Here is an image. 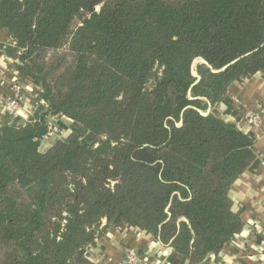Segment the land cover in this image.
<instances>
[{
    "label": "trees",
    "instance_id": "16d2710c",
    "mask_svg": "<svg viewBox=\"0 0 264 264\" xmlns=\"http://www.w3.org/2000/svg\"><path fill=\"white\" fill-rule=\"evenodd\" d=\"M0 28L37 85L27 120L0 122V264H94L107 226L149 234L167 264L216 263L255 144L212 109L264 78V0H0ZM62 116L78 127L41 153Z\"/></svg>",
    "mask_w": 264,
    "mask_h": 264
},
{
    "label": "crops",
    "instance_id": "0c3cea01",
    "mask_svg": "<svg viewBox=\"0 0 264 264\" xmlns=\"http://www.w3.org/2000/svg\"><path fill=\"white\" fill-rule=\"evenodd\" d=\"M11 34L0 28V55L5 54L4 42ZM11 46V45H9ZM7 56V55H6ZM14 60H5L6 68H0V100L9 97L15 79L21 84V109L32 111L35 107L34 95L37 85L31 79L21 78L14 70ZM31 91H28V88ZM29 108H25V105ZM218 117L229 121L237 120V124L253 140L255 158L250 166L237 177L242 181L230 187L229 194L235 208H241L242 229L222 248L219 260L214 264H264V78L256 74L247 79L243 86L233 85L221 103L212 109ZM255 117V122H249ZM13 117L0 110V122H11ZM53 124L61 133L74 131L78 124L67 118L59 117ZM48 145L47 140L41 145ZM243 199L239 194L248 193ZM235 195V199L233 198ZM251 221V223H250ZM105 221H102V225ZM156 240L147 233H139L135 229L121 230L115 226H107L102 236L88 245L87 255L94 264H126L125 254L128 249L135 250L139 256V264H167L163 247H156ZM155 246V247H153ZM156 250L159 252L156 254Z\"/></svg>",
    "mask_w": 264,
    "mask_h": 264
},
{
    "label": "built area",
    "instance_id": "2783aa9c",
    "mask_svg": "<svg viewBox=\"0 0 264 264\" xmlns=\"http://www.w3.org/2000/svg\"><path fill=\"white\" fill-rule=\"evenodd\" d=\"M22 88L19 82H14L12 86V92L9 97L0 100V110L4 114H8L11 117H15L18 115L22 106ZM256 118L251 117L249 122H255ZM58 128L55 124L50 125L49 131L47 135L42 139H46L50 136L54 131ZM125 262L126 264H139V256L135 250L128 249L125 254Z\"/></svg>",
    "mask_w": 264,
    "mask_h": 264
},
{
    "label": "clouds",
    "instance_id": "9594fccd",
    "mask_svg": "<svg viewBox=\"0 0 264 264\" xmlns=\"http://www.w3.org/2000/svg\"><path fill=\"white\" fill-rule=\"evenodd\" d=\"M95 10H96V12H99V11H100V6H97ZM81 26H82V25H81ZM173 39H176V37H173ZM9 45H11L12 47H15V46H16V41H14V40H12L11 38H9L8 41L4 42V46H5V48H7ZM0 51H2V50H0ZM6 59L9 60V62H11V58H10V57H8V56H6V55H0V68H6V67H7V65L5 64V60H6ZM261 75H262V73H261L260 71H257V72H256V76H257V77H260ZM28 91H31V88H30V87L28 88ZM40 103L43 105V104L46 103V101L42 99V100L40 101ZM25 108H29V106L26 104V105H25ZM18 115L21 116V117H24L25 120L28 119V118L25 116V113H24L23 111L19 112ZM231 119H232V117H228V120H226L225 122L227 123V122H228L229 120H231ZM0 127H2V125H0ZM25 127H26V125H25ZM68 134H71V130H69V133H68ZM47 147H49V145H42V146L38 149V151H40L41 153H43L44 150H45V148H47ZM260 179H264V177H260ZM241 183H242V181H241L240 179H237V180L235 181V184H237V185H239V184H241ZM245 195H254V193H252L251 190H249L248 193H241V194H239V198H240V199H243ZM233 198H234V199L236 198L235 195H233ZM233 211H235V209H233ZM250 223H251V221H250ZM171 251H172V249H169L168 252H164V253H162V254H163V255H168ZM158 264H159V262H158Z\"/></svg>",
    "mask_w": 264,
    "mask_h": 264
},
{
    "label": "rangeland",
    "instance_id": "374dc122",
    "mask_svg": "<svg viewBox=\"0 0 264 264\" xmlns=\"http://www.w3.org/2000/svg\"><path fill=\"white\" fill-rule=\"evenodd\" d=\"M200 61V59H195L192 63V67H194V65L196 64V62ZM192 72H194V70H192Z\"/></svg>",
    "mask_w": 264,
    "mask_h": 264
}]
</instances>
